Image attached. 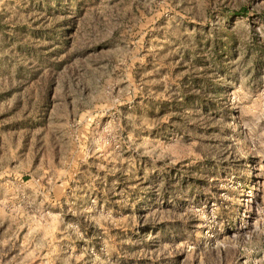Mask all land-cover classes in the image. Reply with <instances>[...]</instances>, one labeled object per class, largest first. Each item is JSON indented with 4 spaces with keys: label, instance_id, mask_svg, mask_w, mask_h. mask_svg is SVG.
I'll list each match as a JSON object with an SVG mask.
<instances>
[{
    "label": "rangeland",
    "instance_id": "rangeland-1",
    "mask_svg": "<svg viewBox=\"0 0 264 264\" xmlns=\"http://www.w3.org/2000/svg\"><path fill=\"white\" fill-rule=\"evenodd\" d=\"M0 264H264V0H0Z\"/></svg>",
    "mask_w": 264,
    "mask_h": 264
},
{
    "label": "trees",
    "instance_id": "trees-1",
    "mask_svg": "<svg viewBox=\"0 0 264 264\" xmlns=\"http://www.w3.org/2000/svg\"><path fill=\"white\" fill-rule=\"evenodd\" d=\"M214 53L215 54L218 53L217 49H214ZM202 75H203L202 80L196 78L193 75H188L187 77H185L186 80L184 82L181 81L178 86L179 89L178 98H180V100L177 101L173 99L172 101H168L163 104V108L169 107L172 109H179L180 105L188 106L192 102H194L200 107L203 113L215 112L221 109L222 107L218 105L219 103H217L218 102L217 98H215L217 102H213L211 100L212 96L218 97V95L221 92L220 89L217 86L215 87L213 86L212 83H210L209 79L206 77L204 72L202 73ZM222 105L224 104L222 103ZM188 182H190V184L195 183L193 179L191 181L188 180ZM147 228L151 233L153 232L155 235H158L160 239H163L162 241L168 240L169 239L168 235L179 237L178 234H181L180 224L178 223L163 222L158 225L149 224Z\"/></svg>",
    "mask_w": 264,
    "mask_h": 264
}]
</instances>
